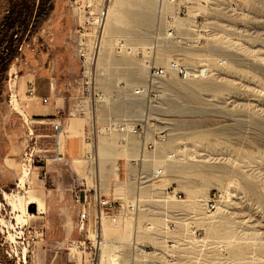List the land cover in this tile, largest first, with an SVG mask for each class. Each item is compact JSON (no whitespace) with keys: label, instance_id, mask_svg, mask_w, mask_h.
Here are the masks:
<instances>
[{"label":"rangeland","instance_id":"1","mask_svg":"<svg viewBox=\"0 0 264 264\" xmlns=\"http://www.w3.org/2000/svg\"><path fill=\"white\" fill-rule=\"evenodd\" d=\"M91 1L96 10L100 0ZM124 1L131 2L119 10L115 23L123 42L150 46L153 35L167 32L177 36L175 43L169 42L176 45L166 52H158L157 46L153 51L148 49L152 54L150 57L143 54L140 48L133 57L117 56L112 48L108 49L109 62L101 73L96 70L95 77V90L107 101L97 104L105 106L104 118L126 119L130 124L144 125L142 134L128 135L132 150L138 151L141 141L143 144L152 141L158 132H163L164 142L169 144L164 157L167 152L178 156L176 148L180 145L186 147L182 155L184 160H187L189 152L197 157L195 162L186 164L177 174L168 172L167 183L163 186L159 184L161 191L143 187L141 195L144 200L139 202L141 206L134 216L139 230L138 246L141 247L134 264L152 262L153 258L141 256L144 252L152 253L154 249L162 253L156 258L159 264H264V0H225L223 11L218 13L211 10L189 12L190 3L175 0L161 15L162 20L154 9L150 10L149 23L143 22L145 10L133 4L135 0ZM149 1L156 3V0ZM44 4L51 10L42 17L36 34L51 14L57 22L61 19L67 21L71 13L78 17L81 24L82 16L76 12L72 0H44ZM5 8L7 3L3 1L0 16ZM177 19H182L186 25L179 28L173 24ZM73 38L75 45V35ZM33 44L24 43L18 52L21 53L22 48H32ZM144 60H147L146 67L142 65ZM171 60L177 61L189 73H195V69L204 66L216 67L218 74L216 77L213 74L215 70H212L206 78H188L185 73L167 67ZM150 65L163 68V75L154 76L149 70ZM80 83L78 76L81 92ZM135 88H148L154 96L135 94ZM8 95L6 80L0 99V113L6 108L11 117H0L1 163L6 149L2 137L8 133L20 137L16 136L18 140L13 141L19 149L12 146L15 151L3 159L5 165H0V264L2 258L11 264H91L88 248L83 252L71 250L68 255L63 246L68 240L93 236L92 227L86 233L76 228L78 208L74 205L73 193L82 187L94 188L96 136L108 146L107 139L113 132H105V124L100 123L97 128L92 124L87 127L85 135L79 133L81 140L77 142L78 147L82 145L84 151L80 150L73 157L79 158V162L73 159L70 162L81 177L85 164H88L90 178L85 177V182L75 174L69 175L67 189L55 183L56 167L49 168L51 159H58L56 150L60 154L65 150L62 136L59 148H56L52 122L46 123L32 113L26 115L16 95H12L11 104ZM131 100L139 107H129ZM155 101L161 106L154 116L147 105ZM157 143L153 150L144 151L148 153L144 156L149 163L153 162L151 157ZM120 145L118 148L122 149ZM127 164L135 167L129 175L136 177L137 161L129 157ZM24 168L28 169V173L24 186L19 188L17 180ZM2 171L10 172L9 179L2 175L5 174ZM119 174L122 175L121 169ZM148 176H151L150 172ZM125 179L124 187L129 192L126 197L130 198L134 196L135 179L128 180V174L122 180ZM227 194L230 200L221 225L211 229L194 221L192 215L196 210L191 204H196V199L200 212L210 218L218 205L225 202ZM169 195L176 200L169 199L168 208L181 205L173 211L167 208L171 215L164 220L163 199ZM210 198H215L216 202L209 210L206 203ZM180 199H184L185 203L177 202ZM38 204L41 213L38 212ZM32 205L34 209H31ZM134 218L125 217L126 225L130 221L134 225ZM178 218L183 219L185 224H179ZM162 221L167 224L163 231L166 239L157 245L158 240L150 234L153 229L148 226L151 224L157 228ZM178 226L181 231L175 235L177 241L171 234ZM37 228L41 229V234L31 240V230ZM102 228L106 231L103 239L115 240V232L110 230L106 220H102ZM128 234L129 229L122 233L124 243L120 249L131 260L135 248L128 240ZM167 255L173 259L169 261ZM109 258L117 260L112 248L107 252L100 251V246L96 249L95 264L98 260V264H103Z\"/></svg>","mask_w":264,"mask_h":264},{"label":"crops","instance_id":"2","mask_svg":"<svg viewBox=\"0 0 264 264\" xmlns=\"http://www.w3.org/2000/svg\"><path fill=\"white\" fill-rule=\"evenodd\" d=\"M51 16L45 19L41 31L31 37L29 42L34 43L33 47L22 48L20 49L22 52H18L15 56L8 70L7 88L10 104L11 97L16 95L26 115L32 113L49 124L55 121L60 122L65 150L61 152V159H51L52 162L49 168L55 169L56 167L55 183L65 187L67 182L69 183V175L73 176L75 174L78 179L83 178L85 182H87L85 177L90 178L88 176V164H85L86 167L83 171L85 176L83 174L81 177L70 160L73 159L74 162H79V158L73 157L78 155L80 150L84 151L82 145L78 147V143L81 140L79 133L81 132V134L85 135L87 127L89 128L91 124L96 128L100 123L105 124L108 117L104 118V105L101 106L99 105L100 103H95L92 110L80 95V87L78 86L80 65L73 38L76 20L73 19L74 17H72L71 13L67 21L61 19L56 22ZM29 89L32 90V95H28ZM13 90L15 93H13ZM42 99H45V102H42ZM10 115V111H6V108L0 113L2 119H8L11 117ZM16 136L20 137L19 135ZM16 136L8 133L2 137L5 141L6 149L3 151L2 163L0 160L1 166L6 163L3 159L8 157L11 151H15V149L12 150V146L15 145L13 141L18 140ZM73 141L76 143H73ZM106 145L101 144L97 165L93 160L94 187H97L106 196L122 199L119 197L121 194H129V192L123 190L126 179H122L125 178L126 174L133 171L128 166L126 157L131 156L133 153L124 152L115 146ZM15 147L17 148L16 145ZM138 147L141 154L147 153L144 152L148 150H144L143 141ZM115 162L117 163V178H115L113 170ZM55 163L56 166L54 165ZM120 169L122 171L121 176L119 174ZM9 173L2 175L9 179ZM120 182L122 186H120ZM66 188L68 189L69 187L66 186ZM74 205L76 206L75 203ZM123 222L124 218L121 221L122 225ZM127 231L128 228H125L124 225L122 233ZM65 243L63 249L66 250ZM67 254L70 255L71 251H67Z\"/></svg>","mask_w":264,"mask_h":264},{"label":"bare ground","instance_id":"3","mask_svg":"<svg viewBox=\"0 0 264 264\" xmlns=\"http://www.w3.org/2000/svg\"><path fill=\"white\" fill-rule=\"evenodd\" d=\"M111 0L108 1L106 7V16H105V22L102 28V33H104V38H103V34L101 37V44L98 50V56H97V61H96V65L95 68L97 71H99L100 73L104 70V66L107 65V63L109 62V55H108V49L112 48L115 52V54L117 56H128V57H133L135 56V52L138 51L137 49H141L143 54L147 55V56H152L151 51H149L148 49H154V47H158V52H166L169 50L170 47H172L173 45L176 44H172L170 45L169 42L171 43H175L174 41H177V36L172 34V33H167L162 35L157 33L156 35H153L152 37V41L150 46H144V45H138L136 46V44H127L126 42H123L122 39L120 38L122 35H119V33L116 30L115 27V23L117 22V13L119 12V10L121 8H123L124 6H126L129 2L131 1H124V0H116L114 2H112V4L110 3ZM158 1V3H157ZM175 0H156V3H150L149 0H135L133 4L138 5L139 7H142L145 12L143 14H145L144 17H142L143 22H148L149 23V17L151 16L150 14V10L154 9L155 13L157 14L158 18L160 17L162 20V14H164L165 12L168 11V9L170 8V6L173 4ZM186 2L191 4V9L189 10V12L192 11H207V10H211L214 13H218L223 11L224 7H223V3L225 0H185ZM212 1V2H211ZM110 3V4H109ZM109 4V5H108ZM113 5V6H112ZM173 24H175L176 26H178L179 28L184 27L186 24L184 23V21L182 19H177L173 21ZM131 42V41H130ZM153 51V50H152ZM124 54V55H123ZM170 62H175V60H171L169 61L167 67H169ZM177 63V61H176ZM178 64V63H177ZM142 65L144 67L148 66L147 65V60H144L142 62ZM199 67L197 69H195V73H189L188 71H186L182 66V70L185 73V76H187L188 78L192 77V78H199V79H203L206 78L208 73H210L212 70H215V72L213 73L214 75L218 74V69L212 68V67ZM96 71V72H97ZM212 75V73H211ZM12 81H11V85H12ZM134 92V90H133ZM146 98V97H145ZM103 101H107V98L103 96ZM139 107V104H137L135 101L131 100L129 103V107ZM161 106V103L158 101L155 102H150L149 105H147V108L150 109V113L152 115L155 116L154 112L159 110V107ZM145 111V109H144ZM113 133L110 134V137L107 139V142L109 145L111 146H115L118 148V144L120 143L122 146V151L124 152H130L133 153L131 156H127L126 159H128L129 157H132L134 161H137V166H136V170H138L137 172V176L136 177H132L128 174V180L131 179H135V188H134V196H138V198L140 199V201L144 200L142 195H141V191L143 189V187L145 186H149L150 189L152 191H161L162 188L159 187V184H161L163 186V184L167 183L166 180V174L168 172H171L173 174H177L180 169L184 166H186V164L188 163H193L196 161V154H194L193 152H189L187 155V160H184L182 155L185 154V146H179L176 148V151H178V156L174 157V158H169L168 154L170 152H167L165 154L164 157V151L166 150V148L169 146V144L165 143L164 141L158 142L157 143V147L156 149L153 151V155L151 157V160H153L152 163H149V159H147L144 155H148V153H140V150H132L131 146V139L128 138V135H132L133 133L131 132H120V131H112ZM101 144H103V141L101 138H99L98 136H96L95 142H94V147H95V153H94V157L93 160L95 162V164L97 165V159L99 157V153L101 151ZM56 145V144H55ZM144 146V144H143ZM89 152V151H88ZM195 153H197L196 150H194ZM179 160H183L182 162H180ZM139 161V162H138ZM139 163V164H138ZM134 164V162H133ZM160 165V167L163 170V175L160 177V182L157 184H154V180L151 179V176H148V173L150 172V175L153 173V171H155L158 166ZM139 166V167H138ZM131 169H133V171L135 170L134 166L130 167ZM140 168V169H139ZM113 170H114V174H115V178H117V163L115 162L113 164ZM148 172V173H147ZM28 173V169L24 168L21 171L20 176L18 177L17 180V186L19 188L24 186V181L25 178L27 176ZM120 186H122L121 182L119 183ZM125 190V187L124 189ZM225 190L227 191V187H225ZM125 192H127L125 190ZM127 195H123L121 194L119 197L123 198V199H127L130 200L132 199L134 196L130 197L128 196V198L126 197ZM126 197V198H125ZM175 199V197L170 196L167 198L163 199L164 202V206L165 209L163 210V219L167 220L168 219V215H171L168 211L167 206V202L169 199ZM225 202L223 204H219L217 207L216 212L209 217L205 216L203 213L200 212L199 210V206L198 204V200L196 199L195 201L197 202L196 204H191L193 205V208L196 210V213H194L193 219L194 221H197L199 223H201L203 226H207L211 229L216 228L217 226L221 225V221L225 219L226 217V211H225V207L228 205V201L230 200L228 194L226 195ZM178 200V199H177ZM177 202H184V199H180ZM171 204L173 205L174 202H171ZM179 205H181V203L177 204L176 207L175 205L172 208L171 211L173 210H177L176 208H180ZM141 203L138 204V208H140ZM14 207V206H13ZM168 208V209H167ZM170 208V209H171ZM38 212H41L42 209L41 207H39V204L37 206ZM201 209V208H200ZM24 210V209H23ZM23 213L25 214H30L27 211ZM20 217V216H18ZM134 218V217H133ZM181 218V217H180ZM178 218L177 221L179 224H185L183 219ZM129 219V218H127ZM127 219H124V223L126 222ZM134 225L132 223V221H130V224L125 226H128L129 229V234L127 235L128 240H130V242L132 243V247H134V251L135 253L134 256L131 257V260H128L122 253H121V249L120 247L123 245V238H122V228H117V229H113L110 227V230L115 232V234H113V236L115 237V240H112L110 238H104L103 240H100V251L105 250L106 252L108 251V249L112 248L113 253L117 256V260L114 259H107L105 262H103V264H134L135 260L138 257L139 253V249L141 250V247L138 246V240H137V235H139V230L137 229V220L136 217L133 220ZM167 225V224H166ZM165 223H163L162 221V225L159 227H154L153 225L149 224V229H153V231L151 230V235L153 237L156 238V240H158L157 245L159 244V242L165 241L166 236L165 234H163V231H165V227H166ZM180 227L178 226L177 228L172 230V234L171 236L176 239L178 241V237L175 236L177 233H179V231H181L179 229ZM157 232H161V234H157ZM106 231L102 228L101 230V235L105 236ZM183 237V236H182ZM203 239V238H202ZM112 240V241H110ZM113 243V244H112ZM130 243V244H131ZM156 247V246H155ZM144 256L142 255L141 257L143 258H153L152 262L147 263V264H159V262H157L156 258L157 257H161L162 253L159 250L154 249V251L152 253H143ZM100 257V256H99ZM130 258V257H129ZM99 263V260H98ZM97 263V264H98Z\"/></svg>","mask_w":264,"mask_h":264},{"label":"built area","instance_id":"4","mask_svg":"<svg viewBox=\"0 0 264 264\" xmlns=\"http://www.w3.org/2000/svg\"><path fill=\"white\" fill-rule=\"evenodd\" d=\"M109 0H100V5L98 8L93 9L91 0H72L73 7L76 12L82 16V22L79 23L77 16L73 19L76 20V26L74 29L75 35V51L79 59L80 71L79 80L81 81V96L85 98L88 102V106L93 110V106L97 102L103 101V95L95 90V77H96V60L98 56V50L101 44L102 28L105 22L106 16V5ZM16 34L13 35V38ZM24 43L22 42L21 46ZM28 45V44H27ZM170 68L177 69L179 72L184 73L181 66L176 62H170ZM150 72L154 76H161L164 73V69L158 66L150 65ZM30 84V83H29ZM135 94L145 93L148 97L154 96L148 88H135ZM28 95H32V90H28ZM45 102V99H42ZM82 114V112H80ZM144 125L142 123H128L126 119H112L108 118L104 125V131L109 133L112 131L120 132H131L135 134H142L144 131ZM52 130L56 143V148H59V141L61 138L62 127L58 121L52 122ZM165 140V134L163 132H158L154 140L147 141L144 143V148L148 150H153L155 148V143ZM57 158L61 159V154L56 150ZM169 158H174L175 153L170 152L168 154ZM163 175V170L158 167L151 174V179L156 181ZM73 202L78 208L76 228L80 232H85L87 229L93 228L92 238H79L77 240L66 241V249L68 251L77 250L83 252L86 248L89 250V260L91 264H95L96 259V249H99L100 240H103L101 235V223L102 220H106L108 225L117 229L120 228L121 221L123 218L128 216H133L136 214L138 209V204L140 199L138 196H134L130 200L116 199L111 196H106L102 194L97 187L81 189L73 193ZM215 198H210L207 200V208L213 209L215 206ZM32 235H30L31 240L35 239L41 234V229H32ZM86 236V235H85ZM170 245H173L170 243ZM168 256V255H167ZM172 260V256L167 257Z\"/></svg>","mask_w":264,"mask_h":264},{"label":"trees","instance_id":"5","mask_svg":"<svg viewBox=\"0 0 264 264\" xmlns=\"http://www.w3.org/2000/svg\"><path fill=\"white\" fill-rule=\"evenodd\" d=\"M3 1L7 8L0 16V99L8 80L7 72L22 42L30 41L36 35L42 17L51 10L44 0H0V6ZM1 264L11 263L2 258Z\"/></svg>","mask_w":264,"mask_h":264},{"label":"water","instance_id":"6","mask_svg":"<svg viewBox=\"0 0 264 264\" xmlns=\"http://www.w3.org/2000/svg\"><path fill=\"white\" fill-rule=\"evenodd\" d=\"M31 209H34L33 205L31 206Z\"/></svg>","mask_w":264,"mask_h":264}]
</instances>
